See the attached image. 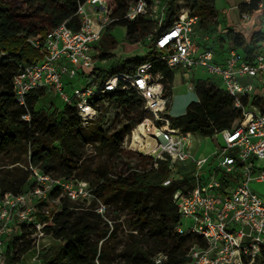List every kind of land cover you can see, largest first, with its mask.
<instances>
[{
  "label": "built area",
  "instance_id": "obj_1",
  "mask_svg": "<svg viewBox=\"0 0 264 264\" xmlns=\"http://www.w3.org/2000/svg\"><path fill=\"white\" fill-rule=\"evenodd\" d=\"M168 1L136 0L129 5L125 17L134 20L149 15L161 26ZM178 8L174 23L161 28L156 55L148 57L132 73H115L103 79L102 69L107 67L109 58L100 56L97 45L113 19L109 16L108 0H86L78 8L82 20L79 30L64 23L45 35L28 36L27 41L42 56L18 66L13 78L16 101L27 107L32 91L55 90L65 104L77 108L87 126L111 106L103 97L107 92L133 87L152 118L132 127L124 136L123 147L150 156L154 168L164 162L170 171L164 185L186 175L191 177L190 185L181 186L173 195L181 219L177 230L201 239L189 248V264H256L264 252V198L250 188V183L264 182V168L256 164L264 159V93L256 92L253 79L264 83V39L251 58H246L242 49L229 45L225 51L218 46L207 48L196 38L201 15L193 13L188 2L178 3ZM255 11L259 12L264 34V0H258ZM243 17L249 18V13L244 12ZM155 61L165 62L175 73L179 68L188 72L203 67L234 97L243 119L238 127L215 134L223 136L224 146L217 145L207 156H196L191 141L194 133L184 132L163 114L172 96L165 93L164 75L153 72ZM79 78L85 80L84 86L75 88L71 95L65 86L73 85ZM122 81L126 83L121 86ZM256 95L261 96L259 103L253 102ZM23 117L30 119V114ZM147 121L150 123L145 124ZM141 124H145L146 132L140 133V139L135 130ZM26 168L31 170L32 187L19 194L0 190V264H7L10 242L24 229L32 232V250L37 249L33 261L40 263L38 241L46 235L47 224L41 217L53 216L46 205L48 200L60 203V197L65 196L87 205L95 201L99 213L108 207L87 180L56 176L33 165ZM54 191L60 192V197H53ZM183 219L190 221L187 229L182 227ZM162 258L166 256L160 254L156 262Z\"/></svg>",
  "mask_w": 264,
  "mask_h": 264
},
{
  "label": "trees",
  "instance_id": "obj_2",
  "mask_svg": "<svg viewBox=\"0 0 264 264\" xmlns=\"http://www.w3.org/2000/svg\"><path fill=\"white\" fill-rule=\"evenodd\" d=\"M86 0H0V153L10 157L12 168L0 171V190L15 194L27 191L33 185L31 170L21 166L24 163L38 167L44 172L54 173L61 165L60 177L87 180L95 187L96 196L106 204L122 201L132 205L136 212V232L130 249L122 253L120 264H189L188 251L191 244L201 241L191 232L180 233V213L174 202V192L183 185H190L191 177L172 181L164 185L170 177L167 165L162 162L154 168L153 159L141 152L123 147L124 131L108 133L94 120L90 125L83 123L75 106L65 104L51 113L36 110V104L47 93L45 88L32 91L28 95L27 107L16 101L13 78L20 64H28L39 59L41 52L28 41V36L45 35L51 29L66 24L79 30L82 20L78 8ZM136 0H108V24L102 38L117 25L126 27V39L130 44L144 42V53H133L120 59L109 61L102 69L103 79L111 74L132 73L148 57L156 55V41L162 27L171 26L179 11V0H169L166 17L159 26L149 15H140L134 20L125 17L129 5ZM193 13H199L201 21L214 16L216 0H187ZM258 0L242 5V11H253ZM101 38V40H102ZM264 39L263 32L253 33L250 41L237 33L229 36V46L243 49L246 58H251ZM100 40V41H101ZM112 48L116 41L112 38ZM111 49L100 53L102 58L111 56ZM110 64V65H109ZM153 72L164 75L166 95L172 96L175 71L163 61H155ZM121 82V86L125 84ZM194 89L197 100L191 102L185 113L169 117L172 124L187 133L214 136L224 129H233L241 124L243 112L235 106V100L222 85L215 80L196 79ZM106 99L122 106L131 115L125 129L127 132L148 118L143 101L135 89L118 88L107 92ZM100 99L102 98L99 97ZM261 96L256 95L253 102L259 103ZM30 114V119L23 116ZM84 126V125H83ZM84 130L85 133H81ZM59 143L63 146L59 147ZM91 144L99 149L108 150V159H118L123 163L121 173L117 174L113 165L100 163L88 165L79 161L84 158L82 147ZM17 153V156H14ZM125 165V166H124ZM86 167V170L82 169ZM89 172V174H87ZM116 173V174H115ZM60 197V192L51 193ZM96 202L87 205L60 197V208L53 212L44 227L46 235L60 240V243L40 253L41 264H105L109 252L106 245L98 244L92 235L104 237L107 231L96 228L94 218L100 217L95 209ZM31 231L24 229L10 242L7 264H19L22 257L34 247ZM165 255L160 263L156 257ZM256 264H264V252Z\"/></svg>",
  "mask_w": 264,
  "mask_h": 264
},
{
  "label": "rangeland",
  "instance_id": "obj_3",
  "mask_svg": "<svg viewBox=\"0 0 264 264\" xmlns=\"http://www.w3.org/2000/svg\"><path fill=\"white\" fill-rule=\"evenodd\" d=\"M185 2H187V0H179V5H183ZM189 5L191 6L190 3ZM112 38L116 41L115 48H112L111 46ZM148 41L149 38L141 43L130 44L126 39V27L117 25L105 35V39L102 38L97 46L99 52L104 51L106 48L111 49L110 51L112 54L109 57V61H114L133 53H144L146 49L145 44ZM198 78L211 81L213 76L203 67L198 66L194 67L188 72L182 68L176 70L168 114L171 116L182 114L187 110L191 102L197 100V94L194 86L195 81ZM253 82L257 86L256 92L264 93V83L258 84L256 79H253ZM84 83L85 80L79 78L73 82V85H66V91L72 95L74 93V89L77 87H83ZM110 104L111 106L108 107V109L103 110L96 123L100 124L108 133H112L114 131H124L125 135L128 130H126L125 127L128 124L131 115H128L127 111H125L122 106H119L118 104L111 101ZM64 105L65 103L63 102L61 96L57 93V91L52 90L48 91L40 98L39 102L36 104V110L45 113H51L56 108L63 109L65 107ZM148 118H152L150 114ZM82 127L85 126L82 125ZM81 133H85V131L82 130ZM191 141L193 143V150L197 157L207 156L213 153L217 145L224 146V139L221 134L210 137L195 133L191 134ZM58 145L59 147L63 146L62 143H59ZM82 152L84 158L79 161L80 165H83V162H86L88 165H98L100 163L109 162L111 165H113L115 172H118L117 174L121 173L123 163L118 159L109 160L108 150L106 148L99 149L96 145L88 144L82 147ZM14 156H17V153H14ZM11 162L12 161L10 157L0 153V171L7 170L16 165L11 164ZM213 162L216 161L213 160ZM256 164L259 167L264 168V159L257 160ZM21 166L26 168L28 167V164L24 163L23 165L21 164ZM62 170L63 169L60 165L55 169L53 174L58 176L57 174L62 172ZM84 170H86V167L82 169V171ZM87 174H89V172ZM250 188L264 198V182L252 181L250 183ZM46 205L48 211L51 213H53L57 208H60V203L53 199L48 200ZM137 215L138 214L136 212L132 211L131 204L117 201L110 202L107 210L103 213H100V217L93 219L98 230L101 232L107 231L106 236L103 238L98 237L97 235H92V239L98 241L100 247L102 244L106 245L107 252L110 253V258H108L105 264H120V261H123L124 259L121 256L122 253L126 249H130L135 238L140 236V233L136 232L135 230L136 220L138 218ZM189 226L190 221L188 219H183L182 227L187 229ZM58 243H60V240L53 236L45 235L39 239L38 249H40V253H42L57 245ZM36 253L37 249L29 251L22 257L19 264H37L36 261H33ZM38 264H41V261Z\"/></svg>",
  "mask_w": 264,
  "mask_h": 264
},
{
  "label": "crops",
  "instance_id": "obj_4",
  "mask_svg": "<svg viewBox=\"0 0 264 264\" xmlns=\"http://www.w3.org/2000/svg\"><path fill=\"white\" fill-rule=\"evenodd\" d=\"M244 4L246 0H216L214 16L201 21L196 29L197 40L207 48L218 46L219 50L225 51L229 45L230 34H240L250 41L254 32H262L259 12L246 11L249 13V18L245 19L242 11ZM262 42L258 43L257 50Z\"/></svg>",
  "mask_w": 264,
  "mask_h": 264
},
{
  "label": "bare ground",
  "instance_id": "obj_5",
  "mask_svg": "<svg viewBox=\"0 0 264 264\" xmlns=\"http://www.w3.org/2000/svg\"><path fill=\"white\" fill-rule=\"evenodd\" d=\"M148 123H150V122L147 121L145 124H148ZM145 124H144V125H145ZM144 125L141 124L139 127L136 128V130H135V135H136L137 138H140V139H141V137H140V133H141L142 131L146 132Z\"/></svg>",
  "mask_w": 264,
  "mask_h": 264
}]
</instances>
